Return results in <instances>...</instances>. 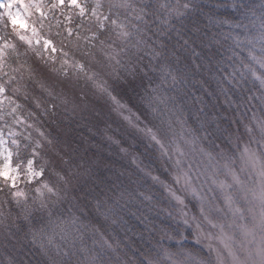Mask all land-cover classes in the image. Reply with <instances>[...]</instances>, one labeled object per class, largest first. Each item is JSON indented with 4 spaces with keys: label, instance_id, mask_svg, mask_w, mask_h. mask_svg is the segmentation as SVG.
I'll return each mask as SVG.
<instances>
[{
    "label": "snow or ice",
    "instance_id": "6c2138e0",
    "mask_svg": "<svg viewBox=\"0 0 264 264\" xmlns=\"http://www.w3.org/2000/svg\"><path fill=\"white\" fill-rule=\"evenodd\" d=\"M150 2L0 0V228L19 227L21 221L31 224L38 213L46 215L53 226L51 234L44 227L30 231L48 264H58L56 256L61 253L67 255L56 243L57 236L73 248L79 243L85 254L82 264H97L98 254L84 244L86 232L93 245L110 249L119 258V239L113 243L99 224L77 216L73 209L83 212V208L76 195L70 196L88 185L94 166L108 149L128 156L143 176L134 179L128 173L129 184H114L115 191L109 189L111 202L108 197L103 202L95 199V210L121 228L127 223L122 215L126 210L144 224L149 239L156 233L158 240L169 241L161 246L162 259L149 264H247L235 250L236 233L245 239L254 238L257 229L264 233V111L254 110L246 118L248 108L240 111L241 107L257 97L249 94L239 103L232 98L233 89L243 96L251 81L259 85L258 99L264 106V14L256 16L253 10L234 20L205 13L206 23L201 25L189 21L192 0H157L154 9L148 7ZM241 7L242 0L216 3L217 9ZM33 15L35 19L28 22L26 17ZM149 15L158 21L154 31ZM198 45L208 49L207 55ZM145 58L147 64L142 63ZM102 60L118 76L123 71L122 87L142 92L140 99L156 124L144 120L97 78L91 65ZM201 64L217 88L216 94L208 92L212 104L202 95L188 98L196 118L193 127L180 98L193 80L191 66L199 70ZM89 85L167 162L164 168L171 182L144 165L139 154L130 151L131 145L123 146L120 129L105 116L98 99L85 91ZM219 96L224 97V106L235 110L227 116L231 126L206 110ZM213 133L223 136L235 151L220 144L216 151L204 147L205 140L213 144ZM21 172L27 190L17 184ZM253 172L259 176L258 186L244 178ZM144 178L151 185H144ZM153 186L164 194L167 205L157 199ZM69 200L67 217L53 219L55 210ZM189 200L195 202V212ZM253 201L259 202L258 216L253 215L251 225L240 223L245 215L242 203ZM153 213L184 227L176 231L157 225ZM186 240L202 244L207 256ZM239 247L244 249L243 241ZM52 248L55 256L49 255ZM248 255L258 258L252 264H264V240Z\"/></svg>",
    "mask_w": 264,
    "mask_h": 264
},
{
    "label": "clouds",
    "instance_id": "9594fccd",
    "mask_svg": "<svg viewBox=\"0 0 264 264\" xmlns=\"http://www.w3.org/2000/svg\"><path fill=\"white\" fill-rule=\"evenodd\" d=\"M156 3L157 0H151L148 7L150 9H154L156 7ZM192 3L194 5V10L189 17V21H195L201 25L206 23L205 13L213 15H229L234 20L244 19L245 17L249 16L251 11L253 10L255 11L256 16L264 14V7L261 6L262 0H242L243 7L236 10H233L231 8L217 9V0H192ZM252 18L255 19V17ZM148 19L154 21L151 26L154 31L158 21L155 20L154 15H149ZM145 38L150 39V37L148 36H146ZM173 39H175L174 36ZM198 46H200L205 55H207L208 49L203 48L202 45ZM142 63L147 64V58H145ZM191 67L193 80L192 82H190V85L186 87L187 95L182 96L180 99L182 103H185V110L192 117V122L195 124L196 118L194 115H192V106L188 105L187 103L188 98L196 96L197 93H202L204 97H207L206 101H208L209 104H212V97L208 95V91H205V85L212 89L213 94H216L217 85L216 82L209 77L207 71L204 69L203 64H201V68L199 70L196 69L194 65H192ZM91 68L97 73V78L103 82H106V86L110 87L113 90L114 94L121 99V101L127 103L130 107L139 112L141 117L144 120H147L150 124L157 123L152 119L146 105L140 99L142 92L139 89H137L135 92H131L127 88L121 86L122 81L119 77L124 76L122 70L119 72L118 76L114 73L112 68L107 66V61L104 60H102L99 64H92ZM213 70H215V65H213ZM225 70L230 69L226 68ZM199 81H203L204 83L201 84ZM85 91L93 99H98L99 106L102 108L105 116L112 122V124L116 128L120 129V133L124 140V143L126 145H131V147L134 148L135 153H138L142 158L143 164L158 172L161 176L165 177V179L170 178L168 172L165 171L164 168V164L167 162L161 161L156 150L149 146L147 142L137 133L129 129L127 124L122 121L114 111H112V108L114 106L111 104V102L107 100L106 97L101 96L90 85L87 89H85ZM259 93V85L251 81L247 83V88L243 93V96L239 91L233 89V95L238 101H241L242 99L246 100L249 94L257 97V99H255L254 101L249 102L248 104L241 107L240 111H243L244 107L248 108V111L244 112V116L246 118L250 116L251 112L254 110L258 112L264 111V106L260 105L259 103ZM223 107V105H220L217 102L211 108H209L208 111L219 110ZM233 111L235 110L233 109L232 112ZM231 115L232 114H230L229 117H231ZM237 119H239L238 116ZM224 123L231 126L230 119H226ZM240 131L242 134H244L243 122H241ZM245 138L247 139L246 135ZM212 139L213 144H209L207 140L204 141V143H207L210 150L216 151L217 149L215 145L220 144L230 151H235V149L232 148V146L223 136H219L213 133ZM133 140L135 141L134 144H132ZM262 153H264V150H262ZM117 156H119V153H116L115 156L107 157V159H110L114 163H118L123 168L129 170L126 174H124L123 176L117 175L114 180H109L106 177H103L100 183L89 181L87 186L76 189L74 192L79 205H83V207L87 210V216H85V219H91L99 224L100 228L103 229V232L112 237L113 243H115L116 240L119 239L120 243L117 250L119 251L120 256L119 258H117L112 250L101 248L99 245H93L91 236L88 237L87 241L84 240V244L89 249L90 253L94 251L98 254L97 264H124V262H126V264H149L150 260L160 261L162 259L161 246L170 243L169 241L158 240L156 233H152L153 238L149 239V234L146 231L144 224L141 223L136 218V216L132 215L126 210L122 213L124 219L125 217H127V219H125L127 223L124 228H121L119 224L111 225L108 222L104 221L103 218L100 217L95 210L93 204V201L95 199H99L103 202L105 197H108L109 203L111 202L112 192L115 191V189L112 188L114 184H116L117 182L121 184H129L130 177L128 173H131V178H140L143 176V173L140 172L136 164L133 163L128 156L121 157L120 159H117ZM108 171H112V169H108ZM251 175L245 173L244 178L249 182L250 185L258 186L259 183L256 184L254 180L249 179ZM143 183L144 185H151V181L147 178H144ZM153 187L154 191L157 193V199L161 200L165 205H167L168 201L164 197V194L161 192V190L158 187ZM109 189H112V192H109ZM69 203H71V200L66 201L63 204L68 206ZM189 203L192 204L193 208L195 209V202L189 200ZM65 210L66 209L61 206V208L55 210L54 214L62 215ZM75 210L81 212L78 208ZM81 215H84V212H81ZM152 219L157 223V225H165L170 229L176 231H179L180 228L184 227L182 224L176 223L171 217L165 216L162 213L159 215L153 213ZM133 222H135L134 226L137 229H143V231L140 232L138 238L135 236L133 237V242H129L126 239V237H128L129 235L127 229L129 228L130 224H133ZM45 223L49 224L48 217L46 215L38 213L33 218L31 224L21 221L19 222V227H17L16 225H12L11 227L6 229L0 228V264H10V262L11 264H48L47 257L42 254L41 250L39 248L33 247L27 240L28 231L32 224L40 225ZM188 233L189 235H191V229H188ZM260 234L262 242V240H264V233L260 232ZM97 237L99 239V236H96L95 238L97 239ZM88 241H91V243H88ZM56 243H60L62 245V248L67 251V255L61 253L59 256H56L58 264H82L85 254L79 250V244H77L76 247L73 248L69 246L68 243L62 242L60 240ZM133 243L135 244V247H133ZM185 244L192 246L196 251L200 252L202 255L207 256V253L204 252V249L199 245L193 243L192 240H186ZM258 246L253 248H245L242 250L241 255L243 256V259L247 261V264H252L253 260L258 259L254 255H248L249 252L254 253L255 249ZM49 255H56L54 248L49 249Z\"/></svg>",
    "mask_w": 264,
    "mask_h": 264
},
{
    "label": "rangeland",
    "instance_id": "374dc122",
    "mask_svg": "<svg viewBox=\"0 0 264 264\" xmlns=\"http://www.w3.org/2000/svg\"><path fill=\"white\" fill-rule=\"evenodd\" d=\"M21 9L23 8V5H20ZM0 11H3V9H0ZM13 12L16 11V7L14 6L13 9H12ZM26 20L28 22H30L31 20H34L33 17H26ZM221 98V99H220ZM220 98H218V104L220 105H223V101H224V97L223 96H220ZM207 100V99H206ZM123 102V101H122ZM237 103H239V101H237ZM208 111V109H206ZM232 109H229L227 108L226 106H224L222 109H220L221 113L218 112V114L215 112V111H209V116H213V115H216L221 118L222 122L224 123V121L227 119V116H228V113H230ZM133 111H135L133 109ZM215 113V114H214ZM187 114V119H188V123L190 125H192L193 127H196V124H194L192 122V117L186 112ZM213 114V115H211ZM232 114V112L230 113ZM226 124V123H224ZM143 126V125H142ZM177 132H179V126L177 125ZM246 139V138H245ZM123 146H128L126 144H124ZM242 146V145H241ZM253 148L256 147V145L253 143L251 145ZM204 147L208 148V145L207 143H204ZM130 151L133 152L134 154H138V153H135L134 151V148H130ZM121 157H125V155L123 154H120V156L117 158V159H120ZM102 161L103 162H100V163H103V165L101 167L98 166V171L94 172L93 175H92V179L95 183H100L102 178L103 177H106L107 179L109 180H114L116 178L117 175H120V173H124L126 174L129 170L123 168L120 164L118 163H114L113 161L110 163L109 162V159H107V156H102L101 157ZM98 165V164H97ZM96 165V166H97ZM13 166H15V159L13 158ZM108 169H112V171H108ZM98 174H101V179L99 181L96 180V176ZM154 174H159L158 172L154 171ZM223 178V177H222ZM24 174L23 172L20 173L18 179H17V184L18 186L21 188V189H24V190H27V185L26 183L24 182ZM135 179V178H134ZM162 179H165V177L162 176ZM249 179L251 180H254L256 184L259 183V176H257L254 172L253 174L249 177ZM169 182H171L170 178H168ZM118 183V182H117ZM143 190V189H142ZM72 195V193H71ZM251 199V197H250ZM242 208H244L245 210V215H244V219L242 221H240V223H248L249 225H251L252 223V220H253V215H257L259 214L260 212V205H259V202L258 201H253L251 204H248L247 202L245 203H242ZM62 207L67 209V205H64L62 204ZM190 207H191V204H190ZM81 208H83V212H84V215H81V212H78L76 211V215L77 216H80L81 219L84 221V222H91L93 224H97L95 221L91 220V219H85V216H87V210L83 207V205H81ZM75 211V209H73ZM193 212L196 211V209L192 208L191 209ZM68 213L67 211L65 210L63 212V214L61 215L62 217H67ZM55 214H54V217L53 219H55ZM125 219H127V217H125ZM140 221V220H139ZM141 222V221H140ZM135 222H133V224H130L129 225V228L127 229V231L129 232V235L128 237H126V239L129 241V242H133V237H137L139 236L140 232L143 231V229H137L135 226ZM43 227L45 229V232L47 234H51L52 232V228L53 226L50 225V224H43ZM56 231H59V229H56ZM101 231L103 232V229H101ZM91 236V233H88L86 232L85 233V240L87 241L88 240V237ZM105 236L108 237V239L112 240V237L108 236L106 233H105ZM98 239V237H97ZM45 240H46V236H45ZM236 240H237V245H236V248L235 250L237 251V255H239L241 257V259H243V256L241 255V252L243 249H240L239 247V242L240 241H243L244 242V249L245 248H253V247H256L258 246L260 243H261V234H260V231L259 229L256 230V233H255V237H248L247 239H245L239 232L236 233ZM29 243L35 247V248H39V240L36 242V243H33V240L32 239H28ZM56 242H59V237L57 236L56 238ZM193 243H195L194 240H192ZM88 243H91V241H88ZM79 244V243H77ZM200 247H202L204 249V252L207 253L208 250L207 248H204V246L201 244L199 245ZM133 247H135V244L133 243ZM214 255V254H213ZM230 259V258H229Z\"/></svg>",
    "mask_w": 264,
    "mask_h": 264
},
{
    "label": "trees",
    "instance_id": "16d2710c",
    "mask_svg": "<svg viewBox=\"0 0 264 264\" xmlns=\"http://www.w3.org/2000/svg\"><path fill=\"white\" fill-rule=\"evenodd\" d=\"M32 17L35 19V16H34V15H33ZM8 31L11 32V25H10V23H9V29H8ZM205 87L207 88V91H208V92H212V89H211L210 87H208L207 85H205ZM197 95H198V96H201V95L203 96L202 93H197ZM204 98H205V100L207 99V97H204ZM219 98H220V96H219ZM232 98H233L234 100L238 101V100L236 99L235 96H233ZM220 99H221V98H220ZM134 110H135V109H134ZM135 111H136V110H135ZM214 111H215L217 114H218V112L221 113L220 109H219V110H214ZM231 112H232V110L230 111V113H231ZM230 113H228V116L230 115ZM214 114H215V113H214ZM211 115H213V114H211ZM213 116H216V115H213ZM216 117L219 118L218 122H222V120H221V118L219 117V115L216 116ZM125 147H126V146H125ZM116 153H117V152H116L114 149H108V150L103 154V157H104V156H107V157L115 156ZM119 156H120V154H119ZM119 156H117V158H118ZM14 159H15V157H14ZM100 162H103L102 159H100V161H99V163H98L97 166H96V165L94 166L93 173L99 170V169H98V166L101 167V166L103 165V163H100ZM109 162L111 163L112 160L109 159ZM92 175H93V174H92ZM100 179H101V174H98V175L96 176V180L99 181ZM90 181H93V179H91ZM90 186H92V185H90ZM72 195H75V192H73ZM81 195H83V194H81ZM40 227H43V224H40V225L32 224L30 228H35V229L38 230ZM28 239H29V240L32 239V233H31L30 229H29V231H28V235H27V240H28ZM28 242H29V241H28Z\"/></svg>",
    "mask_w": 264,
    "mask_h": 264
}]
</instances>
